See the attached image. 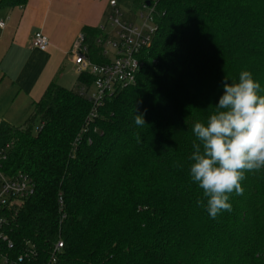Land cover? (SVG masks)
I'll return each mask as SVG.
<instances>
[{
  "label": "trees",
  "instance_id": "obj_1",
  "mask_svg": "<svg viewBox=\"0 0 264 264\" xmlns=\"http://www.w3.org/2000/svg\"><path fill=\"white\" fill-rule=\"evenodd\" d=\"M154 17L136 82L106 98L95 118L87 99L53 82L21 128L0 127V145L14 141L4 171L35 184L10 213L14 249L0 240V264L31 245L45 263L60 239L59 264H264V169L245 173L243 194L233 192L232 210L215 219L190 178L192 128L216 111L225 78L238 82L248 70L264 89V0H158ZM85 34L92 60L106 63L102 31ZM93 82L78 77L80 87Z\"/></svg>",
  "mask_w": 264,
  "mask_h": 264
},
{
  "label": "crops",
  "instance_id": "obj_2",
  "mask_svg": "<svg viewBox=\"0 0 264 264\" xmlns=\"http://www.w3.org/2000/svg\"><path fill=\"white\" fill-rule=\"evenodd\" d=\"M109 7L108 0H27L0 7V127L21 128L53 82L68 88L79 77L72 48L85 28L103 26ZM37 32L48 37V50L32 47Z\"/></svg>",
  "mask_w": 264,
  "mask_h": 264
},
{
  "label": "clouds",
  "instance_id": "obj_3",
  "mask_svg": "<svg viewBox=\"0 0 264 264\" xmlns=\"http://www.w3.org/2000/svg\"><path fill=\"white\" fill-rule=\"evenodd\" d=\"M223 88L216 111L192 128L198 143L190 157V178L207 198L197 204L213 219L232 210L230 195L243 194L246 172L264 169V89L248 70L239 73L238 82L225 78ZM134 122L146 124L136 109ZM133 136L140 143V133Z\"/></svg>",
  "mask_w": 264,
  "mask_h": 264
},
{
  "label": "built area",
  "instance_id": "obj_4",
  "mask_svg": "<svg viewBox=\"0 0 264 264\" xmlns=\"http://www.w3.org/2000/svg\"><path fill=\"white\" fill-rule=\"evenodd\" d=\"M143 6L147 14L140 13V19L144 20L140 28L130 22L121 20L118 3L110 1L112 13L109 16L111 33H106V25L100 26L102 36L96 40L101 49V55L107 60L106 63H97L92 60L89 44L85 33H81L71 51L76 73L78 76L89 75L94 78L92 86L81 85L79 94L92 104L89 118H95L99 108L104 104L106 98L115 95L122 88L134 84L137 74L143 66L139 59L144 49L150 48L158 26L155 23V7L157 2L149 1ZM49 39L41 32H37L32 40V47L41 51L48 50ZM112 56V57H111ZM94 91L91 92V89ZM14 141H8L0 145V240L8 244V249L13 250L14 245L9 240L8 227L11 211L19 204L29 199L35 190L33 179L25 174L9 176L4 171L3 163L12 149ZM64 198L58 197L59 211L64 209ZM65 254L63 240H58L51 251L47 262L42 264H59ZM39 252L31 245L24 254L18 258L5 257L2 264H39Z\"/></svg>",
  "mask_w": 264,
  "mask_h": 264
},
{
  "label": "rangeland",
  "instance_id": "obj_5",
  "mask_svg": "<svg viewBox=\"0 0 264 264\" xmlns=\"http://www.w3.org/2000/svg\"><path fill=\"white\" fill-rule=\"evenodd\" d=\"M111 1V0H108ZM118 3V8L121 13V20L122 21H127L130 22L140 28L143 27L144 20L140 19L139 15L140 13L144 12V14H147V10L143 8L144 4L146 1H152V2H157L158 0H115ZM112 8L109 7L107 10L106 17L104 19V24L103 26L106 27V33H111L112 32V27L109 24V16L112 13ZM112 57V56H111ZM78 78H74L72 84H68L69 90H73L76 93L80 92V86L78 83ZM94 91V88L91 89V92ZM39 122H36L34 131L37 132L39 129Z\"/></svg>",
  "mask_w": 264,
  "mask_h": 264
},
{
  "label": "water",
  "instance_id": "obj_6",
  "mask_svg": "<svg viewBox=\"0 0 264 264\" xmlns=\"http://www.w3.org/2000/svg\"><path fill=\"white\" fill-rule=\"evenodd\" d=\"M147 4L150 5V2H148Z\"/></svg>",
  "mask_w": 264,
  "mask_h": 264
}]
</instances>
